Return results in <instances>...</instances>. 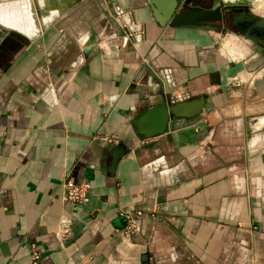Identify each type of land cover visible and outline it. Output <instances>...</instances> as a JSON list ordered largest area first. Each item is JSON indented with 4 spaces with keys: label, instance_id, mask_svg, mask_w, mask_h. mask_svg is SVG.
<instances>
[{
    "label": "crops",
    "instance_id": "0c3cea01",
    "mask_svg": "<svg viewBox=\"0 0 264 264\" xmlns=\"http://www.w3.org/2000/svg\"><path fill=\"white\" fill-rule=\"evenodd\" d=\"M153 6L0 0V24L23 35L0 39V264H30L31 241L42 264H264V47L236 33L223 53L220 28L160 22ZM198 96L200 112L138 132L150 103ZM65 174L89 182L85 202L64 199Z\"/></svg>",
    "mask_w": 264,
    "mask_h": 264
},
{
    "label": "water",
    "instance_id": "95a60500",
    "mask_svg": "<svg viewBox=\"0 0 264 264\" xmlns=\"http://www.w3.org/2000/svg\"><path fill=\"white\" fill-rule=\"evenodd\" d=\"M154 5L153 14L157 20L164 22L169 20L175 24L187 23L192 25H202L206 28H218L215 23L221 19L220 6L240 4L245 5V2H229L218 1L208 8H189L184 5H178V0H149ZM34 19L36 16L34 14ZM234 23L239 27L237 34L242 37L253 40L264 47V16L258 15L248 8L243 13L233 15ZM8 31L7 27H4ZM3 34H0V39ZM168 91V90H167ZM203 105L202 96H198L189 100L181 101L176 104H172L169 101L161 99L155 100L154 103H150L146 109H144L136 118L138 127L144 123L145 128H139L138 132L144 136H150L159 132H162L167 125L168 119L172 115H177V110L183 107L184 114L187 116L194 115L200 112ZM123 150L120 148H114L109 152V170H112L117 159L123 154ZM145 256L142 257L144 260ZM142 264H147L142 262Z\"/></svg>",
    "mask_w": 264,
    "mask_h": 264
},
{
    "label": "built area",
    "instance_id": "2783aa9c",
    "mask_svg": "<svg viewBox=\"0 0 264 264\" xmlns=\"http://www.w3.org/2000/svg\"><path fill=\"white\" fill-rule=\"evenodd\" d=\"M115 17L118 19L120 26L123 29V34L129 41H133L138 39L143 34V27L142 25L124 15L123 12L119 11L116 13ZM104 45V44H103ZM106 47V45H104ZM178 92V91H177ZM176 92V93H177ZM61 184L63 187V197L64 199L73 202V203H81L85 202L88 198V188L89 182L83 181L76 183L72 181L66 174L61 178ZM138 213V211H135ZM124 217L127 219V224L122 231L123 236H126L128 232L134 228H136V224L132 219V211H124L122 212ZM70 219L62 214L60 215L57 221V230L56 232L65 233L68 231V224ZM30 246V253H29V262L30 264H42L40 258V251L37 248L35 242L31 241L29 243ZM67 264H74L73 262H69Z\"/></svg>",
    "mask_w": 264,
    "mask_h": 264
},
{
    "label": "rangeland",
    "instance_id": "374dc122",
    "mask_svg": "<svg viewBox=\"0 0 264 264\" xmlns=\"http://www.w3.org/2000/svg\"><path fill=\"white\" fill-rule=\"evenodd\" d=\"M223 1H229V2H245V4H250L252 2V8L255 12L257 13H263L264 14V0H223ZM2 13V15L4 16H8L10 11L7 8H2V10L0 11ZM25 16V14L23 15V17ZM18 31L13 30V29H8V31H6L4 29V27L0 24V34H10L11 37L13 34H16ZM19 33V32H18ZM220 33V37L217 39V46L219 49H221L223 51V53L226 54H230V52L233 55V50L235 45H237V43H239L238 37L236 36L235 32L230 28V27H226L224 30L221 29ZM21 34V33H19ZM22 35V34H21ZM9 36V37H10ZM23 36V35H22ZM8 37V39H9ZM8 44V42H7ZM12 44V43H11Z\"/></svg>",
    "mask_w": 264,
    "mask_h": 264
},
{
    "label": "flooded vegetation",
    "instance_id": "af4514ba",
    "mask_svg": "<svg viewBox=\"0 0 264 264\" xmlns=\"http://www.w3.org/2000/svg\"><path fill=\"white\" fill-rule=\"evenodd\" d=\"M215 0H178V5H184L189 8H208L210 7ZM223 1V0H218ZM247 6L240 4H231V5H222L220 6L221 10V19L219 22L215 23L218 28L225 29L230 27L235 34L239 27L234 23L233 15L238 13H243L246 10ZM262 47V45H260Z\"/></svg>",
    "mask_w": 264,
    "mask_h": 264
},
{
    "label": "bare ground",
    "instance_id": "6f19581e",
    "mask_svg": "<svg viewBox=\"0 0 264 264\" xmlns=\"http://www.w3.org/2000/svg\"><path fill=\"white\" fill-rule=\"evenodd\" d=\"M244 1V0H243ZM31 11H32V8H31ZM33 12V11H32ZM33 15V14H32ZM34 20V23L37 25V22H36V20L35 19H33ZM19 23V22H18ZM21 25V24H20ZM17 26H18V24H17ZM25 27V26H24ZM256 126H263L264 125V116H261V117H259L258 119H257V122H256ZM253 127V126H252Z\"/></svg>",
    "mask_w": 264,
    "mask_h": 264
}]
</instances>
